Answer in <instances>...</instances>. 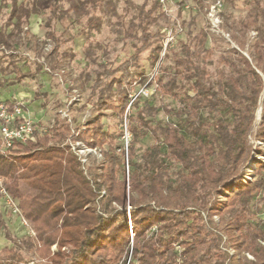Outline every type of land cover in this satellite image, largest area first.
<instances>
[{"label": "trees", "instance_id": "1", "mask_svg": "<svg viewBox=\"0 0 264 264\" xmlns=\"http://www.w3.org/2000/svg\"><path fill=\"white\" fill-rule=\"evenodd\" d=\"M60 1L54 0L51 6V14L57 18L72 11L78 15L92 11L86 30L80 31L84 34L101 25L100 15L115 11L113 0H66L69 4L66 9L59 8ZM184 1L181 0L180 5ZM129 3L137 13L126 32L140 43L138 47L135 45L137 50L130 58L136 60L141 49L156 41L153 54L156 60L162 34L148 28L164 15L162 4L155 0L154 5L145 8L144 4L136 5L130 0ZM251 3L247 16L235 26L242 33L256 31L251 52L247 57L234 48L228 50L220 61L231 66L229 72L212 80V73L192 57L194 52L187 44L181 43L182 54L174 52V73H169L167 79L158 76L159 92L183 103L184 123L153 126L138 107L140 99L147 97L140 95L130 103L129 109H136L135 114L126 115L131 141L151 133L154 143L143 153L141 164L132 160L133 147H128L132 167L129 181L123 145L113 144V137L102 129L100 117L87 122L84 130L79 126L72 133L69 125H53L34 141H15L7 150H0L1 184L9 196L17 199L21 216L34 232L28 237L31 249L39 252L41 258L50 264H118L122 255L124 264L130 250L128 264H225L227 254L220 249L219 238L202 216L194 209L178 205L173 207L175 209L168 208L171 206L166 204L167 201L155 192L167 169L163 157L178 162L194 184L220 185L230 190V183L235 184L238 180L240 165L245 160L247 136L261 95L262 111L256 136L264 142V0H251ZM38 12L36 4L27 7L23 2L12 0L9 20L19 28ZM14 38L13 32L0 33V43L7 49L14 50ZM206 38L207 32L202 31L196 57L202 51L208 53ZM128 63L126 60L116 68L106 69L95 78L94 85L98 87L102 83L101 75L111 76L107 87L109 92L113 87L117 91L119 116L125 113L129 87L136 79L129 71ZM0 71L3 74L15 72L18 79L26 75L13 60H9L7 66L0 65ZM2 84L0 79V86ZM99 95L97 103L101 108L106 107V97L102 92ZM8 105L11 111L13 105ZM203 110L212 111L214 120L207 122L201 116ZM222 110L231 115V120L223 116ZM206 124L213 132L211 137L201 134L196 152L187 135L197 138L202 130L206 132ZM68 136L73 141L79 140L100 149L103 158L95 166L88 167L87 175L70 145L63 142ZM105 143H108L106 149L103 148ZM160 144L165 147L163 157ZM258 171L264 173L263 164L257 166ZM261 188H264V177L251 184L237 185L230 190L222 209L217 210V203L209 208V217L214 213L232 214V221L224 228L228 244L236 254L230 257L228 264H264V246L257 242L246 244L248 237L242 232V220L236 212L239 203L246 207L252 191ZM101 190L104 194L99 197ZM96 202L100 212L96 211ZM258 237L264 241V231L261 235L254 232L250 239L255 241ZM176 245L183 249H176ZM248 245L254 261L244 263L236 255ZM0 264L30 262H26L18 250L3 247Z\"/></svg>", "mask_w": 264, "mask_h": 264}, {"label": "rangeland", "instance_id": "2", "mask_svg": "<svg viewBox=\"0 0 264 264\" xmlns=\"http://www.w3.org/2000/svg\"><path fill=\"white\" fill-rule=\"evenodd\" d=\"M53 1L17 0V3L23 2L27 7L36 4L39 9L38 13L32 14L27 22H23L21 27L17 28L9 20L12 0H0V33L8 35L13 32L15 35L14 50L7 49L0 43V65L7 66L9 60H13L20 71L26 74L18 79L15 77V72L3 74L0 71V79L3 81L0 86V106L2 104L18 106L20 111L16 114V120L20 118L33 120L42 132L53 125L60 127L69 125L73 133L76 127L81 126L84 130L83 126L87 122L100 117L102 129L113 137V144L123 145L127 181L132 171L128 147H133L132 160L141 164L143 153L154 143L151 133L139 137L134 142L131 141L127 114L133 115L136 110L129 109L131 97L140 89L149 93L147 96L144 95L147 98L140 99L138 107L143 110L153 126L184 123L186 118L181 111L183 103L179 99L161 94L157 89L158 76L163 75L164 79H167L169 73H174V52L182 54L181 43L190 47L191 52H194L192 57L197 59L199 64L206 66L212 73L211 79L215 80L218 75L225 74L231 69V66L221 62L220 58L227 55L231 48L248 57L252 41L256 36V31L253 29L244 33L235 29L237 22L247 16V11L252 6L251 0H222V6L217 10L218 21L211 20L207 14L208 7L215 0H201L202 3L197 0H185L183 5H180L181 0H171L161 5L164 15L148 28L153 33L162 34L161 40L159 39L161 49L158 58L154 60L153 57L156 44V41H153L138 52L136 60H131L130 57L136 52L140 43L126 32L137 13L129 0H113L115 11L100 15L101 25L87 34L80 31L83 28L86 30V22L92 11L82 15L72 11L62 18H57L51 14ZM130 1L136 5L144 4L145 8H150L155 2V0ZM68 5L66 0L59 2L61 9H66ZM96 13L99 14L98 10ZM170 30L173 38L169 37ZM202 31L207 32L205 48L209 51L208 53L202 51L199 57H196L197 41ZM10 52L12 55H9ZM233 58H236L235 54ZM126 60H129L128 69L136 79L129 87L125 113L119 116L117 91L113 87L109 92L107 87L111 76L101 75L102 83L98 87L94 84L96 76L106 69L116 68ZM119 74L120 71L116 73L117 76ZM262 77L264 80V75ZM100 92L106 97V107L101 108L97 103ZM188 92L192 93L191 90ZM261 111L262 95L255 110L253 126L247 136L248 148L245 160L240 165L238 180L235 184L230 183V190L237 185L251 184L264 177L262 171L257 172L259 164L264 166V142L256 136ZM222 114L227 120H231V115L227 111L222 110ZM201 116L207 122L215 118L214 113L209 110H203ZM206 128V132L202 130L197 138L187 135L196 152L197 140L202 137L201 134L209 137L213 132L210 125L206 124ZM157 135L160 136L161 133ZM39 136L40 134L36 138ZM63 142L70 145L71 151L77 156L81 169L86 175L88 167L95 166L103 158L100 149L89 147L82 141H73L68 136ZM107 146L108 143H105L103 148L106 149ZM3 148L0 134V149ZM160 151L163 157L165 147L162 144ZM163 158L167 169L155 194L167 201L166 204L171 206L168 208L175 209L173 207L178 205L194 209L199 213L219 238V247L227 254L225 264H228L230 257L236 254L233 247L228 244L224 228L229 221H232V214L214 213L209 217L208 211L215 203L217 210L222 209L230 190L220 185L213 187L208 184H194L187 178V172L178 162ZM103 194L104 190H101L99 197ZM17 203V199L7 197L0 192V249L14 248L30 264H50L47 259L40 257L39 252L31 249L28 237L34 235V232L32 233L27 221L21 216ZM242 204L237 205L236 212L242 220V232L248 237L246 244L257 242L264 246L262 237L256 238L255 241L250 239L254 232L261 235L264 231V188L252 191V197L246 207ZM96 205V211L100 212L97 202ZM54 249L55 245L52 246V250ZM64 249L66 252L69 251L68 247ZM176 249L182 250L183 247L176 245ZM212 251L215 252L214 248ZM130 256L129 250L124 264L129 263ZM236 256L244 263L254 261L249 245ZM123 259L124 256L121 255L118 264H122Z\"/></svg>", "mask_w": 264, "mask_h": 264}, {"label": "built area", "instance_id": "3", "mask_svg": "<svg viewBox=\"0 0 264 264\" xmlns=\"http://www.w3.org/2000/svg\"><path fill=\"white\" fill-rule=\"evenodd\" d=\"M159 1L162 5H164L171 0H159ZM221 6H222V0H215L214 2H212L210 4V6L208 7V13L207 14L211 20L214 19V20L218 21L217 17L219 16V14H218L217 10ZM174 33H176V32L174 31ZM169 37L173 38L172 30H170V32H169ZM140 95L147 96V95H149V93H146V92H144V90L140 89L138 92H136L131 97L130 103ZM19 111H20L19 107L15 106V105L12 106L11 111L9 109L8 104H2L0 106V122H1L0 134L2 136L3 145H4V148L0 149L1 151L7 150L9 147H11L13 145V143L15 141H18V142H26L28 140L34 141L38 134L41 135L42 133H44L46 131V129L43 130L44 132L39 130L36 122L33 120H27L24 118H20L19 120H16V114ZM80 160L82 162H84L83 159H80ZM1 182H2V180L0 179V192L3 193L4 195H6L7 197H11L4 190ZM32 233H33V231H32Z\"/></svg>", "mask_w": 264, "mask_h": 264}]
</instances>
